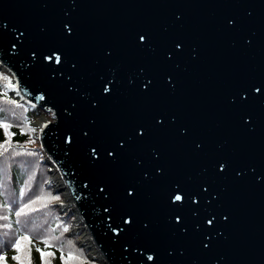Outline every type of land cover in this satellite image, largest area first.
Wrapping results in <instances>:
<instances>
[{
  "label": "water",
  "instance_id": "1",
  "mask_svg": "<svg viewBox=\"0 0 264 264\" xmlns=\"http://www.w3.org/2000/svg\"><path fill=\"white\" fill-rule=\"evenodd\" d=\"M0 67L103 264H264V0H0Z\"/></svg>",
  "mask_w": 264,
  "mask_h": 264
},
{
  "label": "trees",
  "instance_id": "2",
  "mask_svg": "<svg viewBox=\"0 0 264 264\" xmlns=\"http://www.w3.org/2000/svg\"><path fill=\"white\" fill-rule=\"evenodd\" d=\"M0 77L7 78L0 79V119L11 125L9 131L12 133L10 138L6 137L4 129L0 128V143H4L6 139L11 141L9 151L0 155V216H8L7 220L0 219V255L6 256L5 264H17L11 257L20 255L22 260H26L27 250L30 248L32 264H43L40 253L36 251L40 248L46 253H53L52 256L45 257L50 264H63L62 252L66 260L69 251L73 250L74 253H82L88 264H99L88 257L87 252L76 242V238L68 236V231H64L65 228L70 229L72 216L64 218L54 204L58 199L53 197L60 198V195L55 194L52 185L48 184L50 174L48 165L43 160V150L38 146L39 142L33 136L34 132L29 131L30 128H34L31 125L33 115L25 103L10 96L14 89L13 78L5 72H0ZM8 81L12 84L11 88L5 87ZM30 139L34 142H29ZM28 152L33 155H28ZM40 195L44 196V200L34 205L36 210H26L27 215L15 216V211L24 203ZM17 220L20 223H17ZM8 224L11 228L4 227ZM24 235L30 237L31 244L21 240V252L17 253L12 245L17 237ZM44 239L50 241V247L46 248L40 242ZM69 264L77 262L69 261Z\"/></svg>",
  "mask_w": 264,
  "mask_h": 264
},
{
  "label": "snow or ice",
  "instance_id": "3",
  "mask_svg": "<svg viewBox=\"0 0 264 264\" xmlns=\"http://www.w3.org/2000/svg\"><path fill=\"white\" fill-rule=\"evenodd\" d=\"M232 22L229 21V25L231 26ZM138 40L140 42H144L145 41V37L143 35H141ZM180 46L177 45V48H179ZM48 59H52V57H48ZM55 59V62L56 63H60L61 62V57L59 55H55L54 57ZM0 79H4V80H7L6 77H0ZM5 87L6 88H11L12 87V84L10 81H8L6 84H5ZM145 89L148 87V84L146 83L144 85ZM109 90V89H106V91ZM258 91L260 89H257ZM4 95L6 96L7 93L5 92ZM25 120V125L27 126V117L24 118ZM11 125L10 124H7V123H4L2 119H0V128H3L4 129V132H5V136L6 137H9L12 135V133H10L9 129H10ZM22 131V134H23V129L21 130ZM29 131L31 132H35L36 129L35 128H30ZM140 135H143V133H139ZM29 142H34V141H30ZM11 147V141L10 139H6L4 143H0V150H3V151H0V155H3L4 153L8 152L9 151V148ZM93 154L95 155L96 154V149H93ZM14 154H20V153H14ZM28 155H33V153L31 152H28L27 153ZM109 155H112L111 152H109ZM221 170H223V165H221L220 167ZM23 191L21 192V195H23ZM53 199H59V197H53ZM182 196L179 195V194H176L174 195V201H182ZM44 200V196L43 195H40L38 196L36 199H32L30 200V202L28 203H24L22 207L19 208V210L15 211V216L16 217H21L22 215H27V212L26 210L28 211H34L36 210L34 208V205H36L37 203L39 202H42ZM45 206H47L45 204ZM0 219H3V220H7L8 219V216H0ZM178 219V218H177ZM17 223H20L19 220L16 221ZM130 222V221H129ZM209 224L212 223V221H208ZM5 228H11V225L8 224V225H4ZM65 232L68 231L67 228L64 229ZM55 239V238H54ZM21 240H24V241H28L29 244H31V240H30V237L27 236V235H24V236H20V237H17L15 239V242L13 243L12 247H13V250H15L17 253L21 252ZM41 243H43L45 245V247H50L51 246V243L49 240L47 239H44V240H41L40 241ZM63 248V245H61V250ZM37 252L40 253L41 255V260L43 262V264H50V262L48 260L45 259L46 256L50 257L53 255V253L51 252H48L46 253L45 251L41 250L40 248H37L36 249ZM6 256L5 255H0V264H5L6 262ZM12 260L14 261H17V264H32V258H31V249L28 248L27 250V256H26V260H22L20 255H14L11 257ZM149 259H152L151 256H149ZM61 260L63 261V264H69V261H76L77 264H88V262L83 258V254L82 253H74L73 250H70L69 253H68V256H67V259L65 260L64 259V256H63V252L61 254Z\"/></svg>",
  "mask_w": 264,
  "mask_h": 264
},
{
  "label": "rangeland",
  "instance_id": "4",
  "mask_svg": "<svg viewBox=\"0 0 264 264\" xmlns=\"http://www.w3.org/2000/svg\"><path fill=\"white\" fill-rule=\"evenodd\" d=\"M48 120H52V118H51V115H49V114H47V115H45V114H43ZM38 119H40L39 117H35L34 116V121L35 122H37L38 121ZM35 133H37V134H39L40 133V130L39 129H36V132ZM59 175H58V173H56L55 172V169H54V177L57 179V177H58ZM51 177H53V175L51 176ZM53 177V178H54ZM51 179V178H50ZM57 182H58V184H60V181L57 179ZM54 184H55V182H54ZM68 193V192H67ZM61 196H60V198L58 199V200H61V201H58V206H59V208H60V210H61V213L62 214H66V212L69 214V215H71L72 217H71V229H70V236L71 237H74V238H76L77 240H78V242L83 246V247H86V248H88V249H90L91 250V253H93V254H95L97 257H98V259L100 260L101 259V257L98 255V253L96 254L95 252H94V249H92V247H93V244L92 243H90V242H87V241H85V239H84V237H83V230H78V228H79V216H78V214L76 213V211H71L70 210V206H68V202H66V191L65 192H63L62 194H60ZM62 204V205H61ZM65 209H68V210H65ZM83 228H85V225L83 224ZM38 245V244H37ZM92 246V247H91ZM100 264H102V263H100Z\"/></svg>",
  "mask_w": 264,
  "mask_h": 264
},
{
  "label": "bare ground",
  "instance_id": "5",
  "mask_svg": "<svg viewBox=\"0 0 264 264\" xmlns=\"http://www.w3.org/2000/svg\"><path fill=\"white\" fill-rule=\"evenodd\" d=\"M46 120L45 119H42V118H40V119H38V121H37V123L38 124H42L43 122H45ZM55 168V167H54ZM55 172L57 173V171H56V169H55ZM57 179L60 181V186H63V182L61 181V178H60V176H58L57 177ZM56 179V180H57ZM65 190V189H64ZM68 190H66V202H68V206H70V208H72L73 207V201H72V196H71V194L68 192ZM79 220V228H78V230H83V237H84V239H85V241H87V242H90V243H94L92 240H91V237H92V235H91V233L90 232H88V229L85 227V228H83V224H84V222L82 221V218H80V219H78ZM92 247V246H91ZM92 249H94V252L97 254L98 253V255L101 257V259L100 260H103L104 258L102 257V254H101V252L97 249V247L95 246V243L93 244V247H92Z\"/></svg>",
  "mask_w": 264,
  "mask_h": 264
}]
</instances>
